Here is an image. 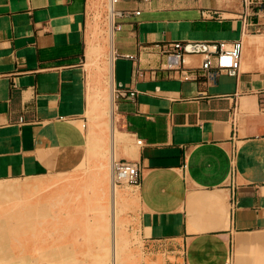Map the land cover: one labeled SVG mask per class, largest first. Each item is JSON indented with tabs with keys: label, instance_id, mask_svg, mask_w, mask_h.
<instances>
[{
	"label": "crops",
	"instance_id": "1",
	"mask_svg": "<svg viewBox=\"0 0 264 264\" xmlns=\"http://www.w3.org/2000/svg\"><path fill=\"white\" fill-rule=\"evenodd\" d=\"M96 1L0 0V180L82 160ZM112 10L111 80L135 93L112 97L124 136L111 158L137 165L133 224L149 261L264 264V17L252 8L242 20L240 0H120ZM236 39L234 74L203 71L200 54L160 67L168 42ZM138 53L139 77L122 56Z\"/></svg>",
	"mask_w": 264,
	"mask_h": 264
},
{
	"label": "rangeland",
	"instance_id": "2",
	"mask_svg": "<svg viewBox=\"0 0 264 264\" xmlns=\"http://www.w3.org/2000/svg\"><path fill=\"white\" fill-rule=\"evenodd\" d=\"M86 114L87 112L85 113V117ZM124 145L128 149L129 143L127 140ZM118 157L119 155L115 156L114 160L118 159ZM109 164L107 160L105 164L106 179L104 178L103 181L98 180V169L93 170L87 163L86 149L82 160L71 170L72 173L69 171L64 174H46L24 180H6V182L21 183L33 180L45 181L53 177L61 179L65 176L66 183L59 184L54 189L46 191L39 199L37 195V202L35 201L37 204L35 203L36 206L32 207L28 205L33 202V199L24 201L28 196L27 194L20 195L16 192L17 194L12 193L11 195V192H8L5 195L6 192L1 193L0 264H35V262L39 264H99L97 255L109 247V230L99 228V219H101L102 215L95 210V203L92 200L95 198L93 194L95 188L100 187L101 183H104L102 186L105 188H109L111 184ZM73 171L76 173H73ZM114 184L119 189L129 188L124 183ZM70 191L73 193L72 196ZM134 205L135 202L122 203L118 201L114 203L115 225H118V231L122 236H126V234L129 236L132 233L135 236H129L131 242H128L129 240L127 239L121 241L122 244L129 243L130 253L127 252L128 250L124 246L120 264H150L149 260L152 259L150 258L151 250L134 230ZM103 207L105 209L104 215H108V205L106 202L103 204ZM86 247L88 250L85 249ZM30 248L38 251L33 255L35 261L32 257L27 258V254L25 253ZM85 253L91 256L86 257L84 256ZM137 253L138 256L140 255L138 262L135 258L137 257Z\"/></svg>",
	"mask_w": 264,
	"mask_h": 264
},
{
	"label": "bare ground",
	"instance_id": "3",
	"mask_svg": "<svg viewBox=\"0 0 264 264\" xmlns=\"http://www.w3.org/2000/svg\"><path fill=\"white\" fill-rule=\"evenodd\" d=\"M92 8H93L92 18H90V20L87 23V32H86V38H87L86 58H87V65L91 72L89 75L90 78H88L87 80L88 86H89V94H87L88 100L86 104L87 114H86V122L84 125L85 128L83 127L84 134H85V144H86L85 147H87L85 148V150L87 149V163L90 165V168L92 167L93 170L98 169V173H97L98 180L103 181L104 178L106 179V165L105 164L107 163V160L110 163L109 164V175H111L110 177L111 184L109 188L103 187L102 185L104 183H101V184L99 183L100 187L98 186V188H95L93 190V194L95 196V198L92 200V202L95 203L94 208L99 214L102 215L101 219H99L100 221L99 228L109 230V241H108L109 247L103 250L101 254L97 255L98 262L99 264H120L121 263L120 259L123 256V255L121 256V254L123 253L122 249L124 248V246H126L128 250L127 252L130 253L129 243L122 244L121 241L126 240V239L129 240L130 238L129 236L131 237L132 236L135 237V236H134V233H132L131 235L129 234V236H127V234L126 236H122L120 232L118 231V228H117L118 225L117 226L115 225L114 203L118 201L122 203L124 202L133 203L136 200L135 198L136 194L134 195L132 193L133 188L131 187L128 189L116 188L114 184L115 182L112 177L111 149L116 148L117 143L119 142V138L124 136V135L123 136L120 135V133L114 126V120L116 118V115L114 114V110L112 106L114 85H113V80H111V77H112V72H111L112 67L111 66H113V47L111 43V27L113 31V10L111 8V4L109 0H97L96 3H94V6ZM110 44H111V50H110ZM73 173H76V172L73 171ZM64 177H62L61 179L53 177L52 179H48L45 181L33 180V181H24L21 183H13V181L6 182V180H0V195L1 193H4V192H6L5 195H7L8 192L9 193L11 192V195L12 193H16V192L20 195L27 194L28 196L26 199H24V201L33 199L32 200L33 202L29 203L28 206L29 207H32L34 205L36 206L37 204L36 196L38 195V199H39V197L41 198V196H43V194L46 191L54 189L59 184L66 183V179H64ZM86 180H87V177H86ZM72 195L73 193L71 194V196ZM24 201L22 200L23 203ZM105 202L108 205L107 207L108 208L107 210L109 212L108 215H104L103 213L105 210L103 207V204ZM128 242H131V241L129 240ZM133 247L135 248V246ZM85 249H87V247ZM36 252L38 251H36L34 248H30L29 251L25 253L27 254V258L32 257L34 259L33 255ZM87 253H85L84 256L90 257L91 255H88L89 253L88 254ZM135 258L137 259V262H138V260L140 259V255L138 256V253H137V257ZM149 263L155 264V262H152V261H149ZM35 264H39V263L35 262Z\"/></svg>",
	"mask_w": 264,
	"mask_h": 264
},
{
	"label": "built area",
	"instance_id": "4",
	"mask_svg": "<svg viewBox=\"0 0 264 264\" xmlns=\"http://www.w3.org/2000/svg\"><path fill=\"white\" fill-rule=\"evenodd\" d=\"M112 4L120 0H109ZM147 1V0H142ZM241 14L243 17L248 15V11L255 8L254 14L259 17H264V0H240ZM135 14L138 11L133 12ZM114 14V12H113ZM121 14V12H116ZM242 43L240 39L233 41H217V42H203V41H171L162 46L161 53L163 61L160 67L166 70L179 69L185 54H200L201 63L200 68L203 71L212 70L213 72H226L234 74L238 67L241 55ZM139 53L135 56L132 54H123L126 59L133 63L132 72L135 76H141V70L138 68ZM185 78V77H184ZM135 91L133 89L127 90L119 86H113V98L115 97H129L132 98ZM233 119V117H232ZM81 121V127L84 126V121ZM136 145H140L139 139L135 140ZM230 150V154H232ZM112 177L115 183H125L131 187H136L138 184L137 165L133 160L116 159L112 161Z\"/></svg>",
	"mask_w": 264,
	"mask_h": 264
}]
</instances>
